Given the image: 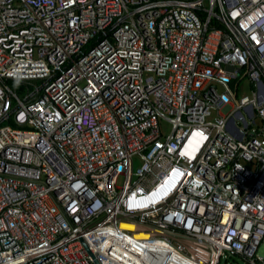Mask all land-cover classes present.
<instances>
[{
  "label": "built area",
  "instance_id": "obj_1",
  "mask_svg": "<svg viewBox=\"0 0 264 264\" xmlns=\"http://www.w3.org/2000/svg\"><path fill=\"white\" fill-rule=\"evenodd\" d=\"M263 238L264 0H0V264H264Z\"/></svg>",
  "mask_w": 264,
  "mask_h": 264
},
{
  "label": "rangeland",
  "instance_id": "obj_2",
  "mask_svg": "<svg viewBox=\"0 0 264 264\" xmlns=\"http://www.w3.org/2000/svg\"><path fill=\"white\" fill-rule=\"evenodd\" d=\"M246 85H247V82L244 83V92L242 94L248 95L251 97V93ZM219 90H222V87L219 86ZM240 115L245 119L246 123L250 122V119L245 117L244 111H240ZM162 125H163L165 133H167L169 131V125L165 122H163ZM121 182H122V178L120 177L118 184L120 185ZM256 253L264 257V238L262 242L260 243V245L258 246ZM220 264H248V262L245 259H242L240 257H230V258L222 257Z\"/></svg>",
  "mask_w": 264,
  "mask_h": 264
},
{
  "label": "bare ground",
  "instance_id": "obj_3",
  "mask_svg": "<svg viewBox=\"0 0 264 264\" xmlns=\"http://www.w3.org/2000/svg\"><path fill=\"white\" fill-rule=\"evenodd\" d=\"M120 227L122 228V229H126V230H133L134 229V227H133V225H131V224H129V223H126V222H122L121 224H120ZM139 237H143V235L141 234V235H138Z\"/></svg>",
  "mask_w": 264,
  "mask_h": 264
}]
</instances>
